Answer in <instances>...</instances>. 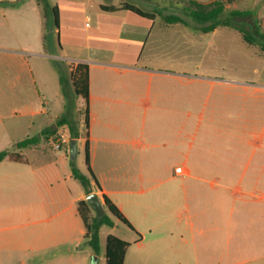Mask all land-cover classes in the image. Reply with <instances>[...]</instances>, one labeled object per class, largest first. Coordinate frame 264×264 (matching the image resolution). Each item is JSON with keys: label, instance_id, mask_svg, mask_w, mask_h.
Listing matches in <instances>:
<instances>
[{"label": "crops", "instance_id": "crops-1", "mask_svg": "<svg viewBox=\"0 0 264 264\" xmlns=\"http://www.w3.org/2000/svg\"><path fill=\"white\" fill-rule=\"evenodd\" d=\"M103 5L109 4L57 3L60 49L40 54L32 45L7 41L39 40V0H0V153L7 152L0 160V202L17 200L13 212H0V264H39L40 252L84 243L78 203L92 192L101 200L106 196L130 224L117 219L130 243L124 264H264V84L243 88L255 100L245 118L204 112L195 117L192 108L179 107L177 86L185 75L144 56L155 18L108 13ZM93 19L94 25L87 22ZM40 59L58 61L65 90L58 70L39 87ZM79 63L88 65L89 104L85 135L75 117L77 150L83 147L86 163L87 144L100 189L93 182L87 192L72 167L61 176L53 164L49 206L63 208L44 231L38 220L39 139L17 144L42 134L52 138L67 126L56 124L73 108L66 91ZM82 103L76 95L75 112ZM196 120L208 124L195 128ZM176 122L183 125L174 128ZM64 151L71 154L70 145ZM179 167L184 174L176 173ZM4 218L15 223L2 225ZM102 257L101 246L97 261Z\"/></svg>", "mask_w": 264, "mask_h": 264}, {"label": "rangeland", "instance_id": "rangeland-1", "mask_svg": "<svg viewBox=\"0 0 264 264\" xmlns=\"http://www.w3.org/2000/svg\"><path fill=\"white\" fill-rule=\"evenodd\" d=\"M63 0H47L48 14L42 15L43 6L39 7V40H27L24 37L7 40L12 45H32L38 51L45 54L56 53L59 51V39L56 26L54 24V15L51 8L57 6ZM72 1V0H71ZM85 1L91 4L93 8L101 2L109 5H117L120 2L130 3L141 10L155 15L153 29L148 39L144 56L151 55L153 61L164 69L169 67L184 76L178 82L179 107L192 108L197 117L202 112L208 114H228L232 116L241 115L243 118L252 114L254 97L246 92L245 87L252 84H264V51L262 47V38L259 33H264V0H221L225 3V11L220 19L225 20L230 17V12L239 10L248 12V15L232 17V24L241 26L250 32L256 38L254 44L244 41L242 34L234 26L221 25L211 32H202V26L196 19L190 16L186 6L187 0H77ZM203 3L214 0H197ZM169 15H178L183 18L185 24L165 23V17ZM94 25V19L87 21ZM54 66V67H53ZM58 61L39 60V68L36 71L38 85L42 89L45 80L51 81L53 70H58ZM65 68L68 69V67ZM51 84V82L49 83ZM72 79L67 89V97L73 108L70 112V118L76 125L78 113V124L80 121L83 126L80 129L85 135V103L78 104V112H75L76 95L72 89ZM71 106V107H72ZM74 111V112H73ZM260 114L264 115V107L260 108ZM228 123H234L229 121ZM152 122L148 121V128ZM182 122H176L173 127L179 128ZM208 122H194L195 128L203 129ZM60 131L70 133L69 126L62 127ZM202 137H198L200 141ZM197 148V147H195ZM179 150L188 151V148L179 145ZM27 154V152H24ZM38 164H39V227L46 231L57 221L56 213L62 210V206L50 207L52 200V184L49 180L53 164L57 163L61 169V176L67 175L68 170L74 162L85 175L89 172L85 163V151L81 145L76 150L75 157L67 155L62 149L54 147V139L42 134L38 142ZM191 166V164H189ZM80 186L79 181H75ZM15 198L7 202H0V212L5 208L12 212L17 207ZM96 213L92 210L91 215ZM108 215L116 223L113 227L103 226L100 231L102 250L105 248L106 237L109 234L124 238L128 231L122 223L118 222L116 217L105 208L104 215ZM101 216V217H102ZM13 219L4 221L2 225H12ZM91 250L86 244L70 246L63 250L58 248L48 252H40L39 264H104V257L100 261H95V256H90ZM72 256L74 258L82 257L83 261L67 263L61 261L60 257ZM98 258V256H97ZM60 260V261H59Z\"/></svg>", "mask_w": 264, "mask_h": 264}, {"label": "trees", "instance_id": "trees-1", "mask_svg": "<svg viewBox=\"0 0 264 264\" xmlns=\"http://www.w3.org/2000/svg\"><path fill=\"white\" fill-rule=\"evenodd\" d=\"M188 5L186 9L188 10L190 16L196 19L199 23L202 24L200 30L202 32H211L214 31L221 25L225 26H234L237 30L242 34L245 42L249 44H254L256 42V38L250 32L245 30L241 26H236L232 24V17L234 16H243L248 15V12H242L239 10H233L230 12V17L222 20L220 19L221 15L225 11V3L221 0H214L210 3H201L197 0H187ZM39 3L43 6L44 15L48 14V2L47 0H39ZM101 9L108 13H117L121 11H132L140 16L154 19L155 15L153 13L145 12L140 8L130 4V3H121L119 6L113 5H103ZM51 11L54 15V24L56 29L59 28V12L58 7L54 6L51 8ZM165 23L173 24V23H183L186 22L182 17L178 15H169L165 17ZM262 38V47L264 51V33H259ZM60 47V43H59ZM59 72L61 75V82L64 84V90L66 84V78L64 71L60 64H58ZM72 85L74 88L75 95L81 97L85 103V125H88V104H89V70L88 65L79 63L77 64L75 70L71 72ZM57 127H61L64 125L69 126L70 137L71 139L79 138V133L77 131V125L73 124L69 115L65 114L62 118L57 122ZM53 131V130H52ZM39 137L28 138L17 144L18 147H25L27 144L31 142H37ZM7 155V152L0 153V160H2ZM86 164L90 176L83 174L75 163H72V172L76 179H78L87 192L93 191V182L96 184L97 188L100 189L97 180L92 173L89 167V154H88V146L86 144ZM103 201L105 207L110 211V213L116 217L122 223L128 225L130 224L122 215L120 210L106 197L103 196ZM78 211L84 222L86 233L84 236V244H86L93 252L94 256H98L101 254V237L100 230L103 226L113 227L115 225L114 220H112L108 215H104L102 217H98L96 214L91 215L92 209L87 202V200H82L78 203ZM130 243L123 240L122 238L109 234L106 238L105 244V264H124V259L126 255V251Z\"/></svg>", "mask_w": 264, "mask_h": 264}, {"label": "water", "instance_id": "water-1", "mask_svg": "<svg viewBox=\"0 0 264 264\" xmlns=\"http://www.w3.org/2000/svg\"><path fill=\"white\" fill-rule=\"evenodd\" d=\"M56 129V127H55ZM77 150V139H72L70 141V153L72 157H75ZM97 188V187H96ZM87 202L89 203L91 209L96 213V215L100 218L105 211L104 201L100 199L99 195L96 192H92L86 197ZM95 261L98 259L95 256Z\"/></svg>", "mask_w": 264, "mask_h": 264}, {"label": "built area", "instance_id": "built-area-1", "mask_svg": "<svg viewBox=\"0 0 264 264\" xmlns=\"http://www.w3.org/2000/svg\"><path fill=\"white\" fill-rule=\"evenodd\" d=\"M52 139H54V147L56 149H62L64 146L70 145V137L65 131H57L53 136ZM176 173L178 174H184V170L179 167L176 169Z\"/></svg>", "mask_w": 264, "mask_h": 264}]
</instances>
